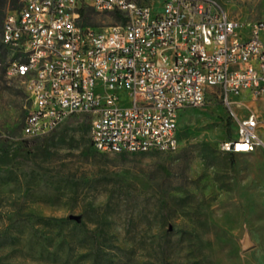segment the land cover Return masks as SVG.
<instances>
[{"label": "rangeland", "instance_id": "1", "mask_svg": "<svg viewBox=\"0 0 264 264\" xmlns=\"http://www.w3.org/2000/svg\"><path fill=\"white\" fill-rule=\"evenodd\" d=\"M12 1L0 0V47L5 16L20 3ZM215 1L242 23L264 20V0ZM84 9L95 29L120 23ZM9 57L3 46L0 264H264V148L221 149L258 100L227 105L211 88L202 106L179 113L176 150L100 153L86 115L23 136L30 101L6 74Z\"/></svg>", "mask_w": 264, "mask_h": 264}, {"label": "built area", "instance_id": "2", "mask_svg": "<svg viewBox=\"0 0 264 264\" xmlns=\"http://www.w3.org/2000/svg\"><path fill=\"white\" fill-rule=\"evenodd\" d=\"M85 7L115 14L120 23L84 25ZM3 26L8 44L33 52L28 66L6 68L8 77L32 74L25 82L30 123L21 130L28 138L80 114L90 119L96 152H171L178 146L179 113L202 106L209 89L219 88L227 105L243 95L264 100V20L232 19L215 0H20ZM41 45H50V52H41ZM38 60H45L44 69H37ZM259 125L254 113L237 119L235 135L221 149L243 154L264 148Z\"/></svg>", "mask_w": 264, "mask_h": 264}, {"label": "bare ground", "instance_id": "3", "mask_svg": "<svg viewBox=\"0 0 264 264\" xmlns=\"http://www.w3.org/2000/svg\"><path fill=\"white\" fill-rule=\"evenodd\" d=\"M1 42L5 49L9 52V63L14 65L28 66V61L33 60V52H24L18 46L8 44V33L2 25ZM209 43H216V36H209ZM27 48H34V41H27ZM41 52H50V45H41ZM160 55L164 59H172V52L168 48H160ZM45 60L37 61V69H44ZM10 77L19 78L25 86V82H32L31 72L16 71ZM24 123H30V114H27Z\"/></svg>", "mask_w": 264, "mask_h": 264}, {"label": "crops", "instance_id": "4", "mask_svg": "<svg viewBox=\"0 0 264 264\" xmlns=\"http://www.w3.org/2000/svg\"><path fill=\"white\" fill-rule=\"evenodd\" d=\"M248 97L247 95H243L241 96V98H246ZM255 110H253V113L256 114V116L258 117L259 121H260V125H259V133L263 139L264 142V100H258V102L255 104L254 107ZM259 149V148H257ZM257 149H255L252 152H255ZM249 152V153H252ZM243 154H248V153H243Z\"/></svg>", "mask_w": 264, "mask_h": 264}, {"label": "trees", "instance_id": "5", "mask_svg": "<svg viewBox=\"0 0 264 264\" xmlns=\"http://www.w3.org/2000/svg\"><path fill=\"white\" fill-rule=\"evenodd\" d=\"M16 3H17V0H13V1H12V5L15 6ZM81 15H82V17H83V24H84V25H89V24L92 22V18L88 15V13L85 11L84 8H82V10H81ZM1 17H2V15H0V20H1ZM2 47H3V46L1 45L0 49H1Z\"/></svg>", "mask_w": 264, "mask_h": 264}]
</instances>
